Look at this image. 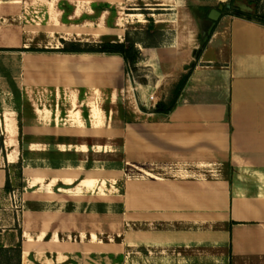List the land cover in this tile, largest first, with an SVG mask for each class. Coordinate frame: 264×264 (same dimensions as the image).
Wrapping results in <instances>:
<instances>
[{
    "label": "crops",
    "instance_id": "1",
    "mask_svg": "<svg viewBox=\"0 0 264 264\" xmlns=\"http://www.w3.org/2000/svg\"><path fill=\"white\" fill-rule=\"evenodd\" d=\"M124 2L0 0V17L16 3L40 10L46 40L23 48L52 49L62 46L59 39L92 32L87 26L94 22L108 33L109 8ZM216 42L213 57L206 58ZM160 49L140 47L136 66L155 80L144 73L134 81L136 91L127 98L135 116L117 125L100 97L110 89L114 104L125 86L131 70L120 57L110 64L100 53L22 52L19 74L10 80L0 75L8 147L0 194L7 169L21 161L24 175V185L7 192L21 202L11 223L0 225V256L20 243V264H119L121 244L97 238L100 231L86 224L99 216L129 221L133 214L136 248L158 251L154 258L139 256L136 264H264V25L224 17L198 61L183 59L177 49L162 56ZM192 63L174 109L165 117L155 113ZM9 81L21 90L17 99L25 98L23 112L11 111ZM92 106L99 110L96 126ZM118 135L123 156L117 162L104 152ZM35 146H52L55 155L48 158ZM91 151L97 156L91 158ZM128 164L138 175L119 194L108 185Z\"/></svg>",
    "mask_w": 264,
    "mask_h": 264
},
{
    "label": "rangeland",
    "instance_id": "2",
    "mask_svg": "<svg viewBox=\"0 0 264 264\" xmlns=\"http://www.w3.org/2000/svg\"><path fill=\"white\" fill-rule=\"evenodd\" d=\"M247 1H251V4L255 5V9H257L259 13L264 12V0ZM232 2L233 0H125L119 7L109 8L110 11L106 18V29L109 30L108 33L104 32L105 29L103 28L102 30L94 22L92 25L87 26L88 28L92 27V32L82 33V36H80V34H74V38L71 41H120L124 39L122 29H125L132 35H136V46L139 50L141 46L161 48L160 53L164 56L163 53H167L169 49H177L176 51L181 53L183 59L191 61L196 59V61H198L208 44L207 42L204 46H201L203 39L202 28L206 24V14L209 13L211 8L223 4L222 13L215 25L216 28L221 25L224 17L227 19L235 11V6ZM228 3L230 7H226ZM21 5L20 3L14 4L11 8V13L7 16L0 17V48H23V44L33 45L36 44L37 41L46 40L45 33L40 30L45 26L46 19L44 13L33 7L28 8ZM60 6L63 7L65 4L61 3ZM136 13L140 15H136ZM116 21H118V25H115ZM50 22L57 25V19H50ZM79 31L80 29H78V32ZM59 40L61 42V39ZM218 43L219 42H216L209 47L208 52L205 54L206 58L213 57V51ZM16 45L21 46L16 47ZM0 52L7 53L0 54V75L8 76L10 80L12 75H17L20 72V64L16 61V57L22 55V52L29 51L0 50ZM11 53L14 55H11ZM52 53L57 52L52 51ZM99 55L100 59H109L110 64L115 63L114 57L122 58L120 55L116 54ZM197 55L198 57H196ZM8 59H11V61ZM144 73L149 74V77L155 80V74H153V72L151 73L147 69L145 70L143 66L135 65V69L131 70L129 74H126L125 79H123V81L125 80V86L123 85L118 89V98L114 104H111L109 100L110 89H108L109 91H104V95L100 97L102 105L108 109V115L113 118L114 124H120L126 119H133L135 116L130 107V99L127 98V96L136 91L134 90V81L136 82V79H145L143 76ZM5 86V89L13 94V105H11L13 109L11 111L15 113L14 110L22 109L23 112L25 107L22 103L25 101V98L17 99V97L20 96L21 90L16 87L15 83H11V81ZM92 111L93 123L96 126L99 123V110L95 106H92ZM118 136L110 140L108 151L104 152V156H107L109 160L117 162L121 161L123 156V140L122 136ZM4 138V119L3 116L0 115V165L4 164V158L8 151V147L4 144ZM34 148H44L45 151L43 154L48 158L53 157V155H55L54 151H56L52 146H35ZM20 149L22 155L28 158L27 145H21ZM90 155L91 158L97 156L92 151ZM137 175L136 167L128 164L122 169L121 174L115 175V181H110L108 186L112 190H114L112 186L117 187L119 189V194H123L126 188V182L136 180ZM6 177V179L9 180V187L6 189L4 187V190L0 194V225H8L11 223L12 217L14 216L13 213H16L15 210H18L20 207L21 201L18 194L13 192L8 194L7 192L24 185L21 161L11 166L10 169H7ZM132 217L133 220L129 221H123L121 216L92 217L89 218L88 221H92L93 224H91V226L86 224V227L93 230V232L96 230L100 231L97 238L105 242L121 244L120 247H122L123 252L116 259L119 261V264H136L138 263L139 256L144 258L145 255L149 254L146 249L136 248V216L132 214ZM98 221H102L103 226L98 224ZM77 236V232L73 234V238H78ZM139 250H141L140 253H137ZM157 253L158 251L153 250V253L149 255L154 258ZM163 254L164 253H161V256H163ZM3 258L0 260V264H3L1 263ZM14 261L15 259H13L12 262Z\"/></svg>",
    "mask_w": 264,
    "mask_h": 264
},
{
    "label": "trees",
    "instance_id": "3",
    "mask_svg": "<svg viewBox=\"0 0 264 264\" xmlns=\"http://www.w3.org/2000/svg\"><path fill=\"white\" fill-rule=\"evenodd\" d=\"M252 3L251 1H248ZM234 16H239L246 18L248 20L255 21L259 24L264 25V12L259 13L257 9L253 14H248L241 12L238 8H235V11L232 13ZM153 26V25H150ZM136 34V33H135ZM62 46L59 48L44 49V48H15L7 49L0 48V50H23V51H55L62 53H100V54H116L120 55L125 64V70L129 72L130 70L135 69L137 61L141 57L140 50L136 46V35H132L129 31L125 32L124 39L122 41H109L104 40L100 42H87V41H66L61 40ZM195 66V63L190 64L188 72L183 75L182 79L175 87L172 96L167 101H159L154 108V112L165 117L170 111L174 109L177 104V100L187 83L188 78L191 75V72ZM9 187V180L5 181V188ZM1 254V259L3 258V264H20V243L16 247H10L3 249ZM9 254V255H8ZM0 259V260H1ZM13 259H15L14 262Z\"/></svg>",
    "mask_w": 264,
    "mask_h": 264
},
{
    "label": "water",
    "instance_id": "4",
    "mask_svg": "<svg viewBox=\"0 0 264 264\" xmlns=\"http://www.w3.org/2000/svg\"><path fill=\"white\" fill-rule=\"evenodd\" d=\"M233 5L244 13L253 14L255 12V5L248 3L247 0H235L233 2ZM226 7H230V4H226ZM222 9L223 4H219L217 8H212L209 11L207 19L211 22V24L202 28L203 39L201 42V46H204L209 41L210 36L213 33V29L216 25V22L221 15Z\"/></svg>",
    "mask_w": 264,
    "mask_h": 264
},
{
    "label": "flooded vegetation",
    "instance_id": "5",
    "mask_svg": "<svg viewBox=\"0 0 264 264\" xmlns=\"http://www.w3.org/2000/svg\"><path fill=\"white\" fill-rule=\"evenodd\" d=\"M234 1H235V0H233V2H234ZM233 2H232V4H233ZM248 3H249V2H248ZM250 4H251V3H250ZM217 7H218V6H217ZM217 7H215V8H217ZM235 8H236V7H235ZM211 9H212V8H211ZM211 9H210V10H211ZM210 10H209V11H210ZM222 10H223V9H222ZM222 10H221V13H222ZM207 15H208V13H207L206 16H205L206 20L204 19L205 22H206V24H205L204 26H209V25L211 24V22L207 19Z\"/></svg>",
    "mask_w": 264,
    "mask_h": 264
},
{
    "label": "bare ground",
    "instance_id": "6",
    "mask_svg": "<svg viewBox=\"0 0 264 264\" xmlns=\"http://www.w3.org/2000/svg\"><path fill=\"white\" fill-rule=\"evenodd\" d=\"M54 2V1H53ZM53 4V3H52ZM52 4H50V5H52Z\"/></svg>",
    "mask_w": 264,
    "mask_h": 264
}]
</instances>
